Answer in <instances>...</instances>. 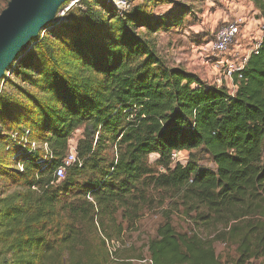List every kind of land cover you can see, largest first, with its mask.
Listing matches in <instances>:
<instances>
[{
  "label": "trees",
  "instance_id": "16d2710c",
  "mask_svg": "<svg viewBox=\"0 0 264 264\" xmlns=\"http://www.w3.org/2000/svg\"><path fill=\"white\" fill-rule=\"evenodd\" d=\"M247 1L264 18V0ZM164 2L171 3L142 0L119 11L111 0H78L17 59L10 77L46 99L29 97L34 110L23 114L25 124L0 125V166L17 178V189L0 198L3 264L6 256L12 264H220L216 242L234 246L231 264H264V41L231 92L158 52L153 35L186 12L147 9ZM0 99L8 121L9 99ZM23 128L47 142L44 167L39 148L28 153L10 141ZM77 130L79 162L58 180L53 170ZM181 150L209 155L215 168L174 160ZM150 192L168 199L169 210L143 254L122 239L152 203ZM172 209L182 210L192 230L174 228Z\"/></svg>",
  "mask_w": 264,
  "mask_h": 264
},
{
  "label": "rangeland",
  "instance_id": "374dc122",
  "mask_svg": "<svg viewBox=\"0 0 264 264\" xmlns=\"http://www.w3.org/2000/svg\"><path fill=\"white\" fill-rule=\"evenodd\" d=\"M73 0H65L62 2L53 16V21L60 17L61 9L71 5L74 7L77 5ZM170 1L154 4L148 3V11L155 15L173 13L176 9L181 7L185 8L186 12L180 16L181 21L168 29H160L153 36H156L157 49L162 53L166 62L169 65H181V67L196 71L201 79L211 82L218 77V73L212 69L209 63L205 62L207 56L202 55L199 48L205 44V42L211 40L214 37L216 30L224 23L233 21L237 18L245 19V22L241 26V34L237 37L236 41L230 48H236L237 44L241 45L239 51L240 55H243L257 37V26L255 20L259 17L257 14L260 12L255 6L247 0H165ZM9 0H0V13L8 5ZM142 2V0H129V7L132 4ZM72 3V4H71ZM113 4V3H112ZM81 6V5H80ZM83 8V6H81ZM77 8V7H76ZM178 10V9H177ZM179 12V11H178ZM262 17V16H261ZM264 19V18H263ZM50 22V24L53 23ZM39 31L38 35L32 40V44L35 43L39 37L47 30ZM143 29L138 30L141 32ZM51 43L58 48L56 50L57 55L62 56L61 48L62 44L56 39L50 40ZM30 47L27 48L30 49ZM26 50V51H27ZM21 56V54L19 55ZM18 56V58H19ZM17 58V59H18ZM17 59L14 60L11 65L5 70L4 75L0 78V89H2L1 96H6L9 99L8 109L11 113L8 121L2 120L0 117V125L3 129H10L9 127L25 124L26 111L31 112L34 110V103L29 97H35L39 102H45L46 95L42 93L37 87L30 85L28 82H22L14 75L10 77L11 69L15 66ZM213 59V57H212ZM10 77L12 83H6L4 86V80ZM230 90H233L230 82L223 81ZM1 100V99H0ZM23 115V117H20ZM11 131V130H9ZM81 130H77L72 138L76 139L80 136ZM37 141V140H36ZM39 142V141H38ZM1 149V148H0ZM173 153V152H172ZM181 163H185L189 158L196 161L201 167H207L214 169L215 165L209 155L196 150L192 153L189 151L181 150L174 152ZM191 156V157H190ZM157 154L149 155V162L156 160ZM4 162L7 158L3 157ZM7 168L0 166V198L12 193L17 189L15 184L16 177L10 176V172L6 171ZM152 194L153 201L145 205L140 213V216L136 219L132 228L127 230L123 235V243L127 246H132L135 250L146 253V243L149 238L154 237L155 230L159 223L164 219L162 212L169 210V200L164 199L161 201L158 194L150 192ZM170 221L174 228L178 232H189L193 228L191 221L182 213L181 209H172L170 213ZM216 253L218 254L220 264H231L232 259L236 256L233 245H224L220 242L214 244ZM7 264H12L9 256H6ZM3 255H0V264H3ZM139 264V263H136Z\"/></svg>",
  "mask_w": 264,
  "mask_h": 264
},
{
  "label": "built area",
  "instance_id": "2783aa9c",
  "mask_svg": "<svg viewBox=\"0 0 264 264\" xmlns=\"http://www.w3.org/2000/svg\"><path fill=\"white\" fill-rule=\"evenodd\" d=\"M78 0H73L71 2L75 3ZM115 8L119 11L126 10V5L129 7V0H111ZM72 4V3H71ZM71 7V5L66 6L61 9L60 17H62L65 12ZM245 22V19L237 18L233 21H229L224 23L221 27H219L214 37L205 42L199 50L202 55H206L207 59L205 62L209 64L213 70H215L219 75L215 78V80L211 81L212 83L222 85L223 81L227 80L230 82L233 89L235 85L233 83V77L236 76L238 79H241V71L244 68L248 56L251 53L256 54L261 43L264 41V19L259 17L255 20V25L257 26V37L254 38L253 43L248 48V50L240 55L239 51L241 49V45L237 44L236 48H230L231 45L236 41L237 37L241 34V26ZM213 57V59H212ZM228 85V84H227ZM229 86V85H228ZM29 130L23 128L22 130L12 131L10 133V141L13 143H17L22 146V148H26L27 152L30 153L32 150L39 148L42 151L41 157L38 158L37 163L41 166H45V162L49 157L48 153V145L45 141H36L28 138ZM3 144L0 142V148ZM9 145L5 146L4 149H8ZM176 152V151H174ZM172 153V158L176 160V154ZM15 156L12 157L14 159ZM79 162L76 152V139L70 138L68 141V149L65 157L62 159L61 163L55 167L53 170V174L55 177L60 180L65 175V170L67 167L71 166L73 163ZM13 167L17 168L19 171H23L24 164L20 160L14 159ZM89 199L90 196H87Z\"/></svg>",
  "mask_w": 264,
  "mask_h": 264
},
{
  "label": "water",
  "instance_id": "95a60500",
  "mask_svg": "<svg viewBox=\"0 0 264 264\" xmlns=\"http://www.w3.org/2000/svg\"><path fill=\"white\" fill-rule=\"evenodd\" d=\"M65 0H9L0 13V78L11 63L32 46L39 31L53 21Z\"/></svg>",
  "mask_w": 264,
  "mask_h": 264
},
{
  "label": "crops",
  "instance_id": "0c3cea01",
  "mask_svg": "<svg viewBox=\"0 0 264 264\" xmlns=\"http://www.w3.org/2000/svg\"><path fill=\"white\" fill-rule=\"evenodd\" d=\"M248 50V49H247ZM247 50H245V51H247ZM158 52L160 53V54H162L159 50H158ZM171 66H179V65H171ZM181 66V65H180ZM187 69V68H186ZM187 70H189V71H191V72H194V73H196V74H198L196 71H194V70H190V69H187ZM199 75V74H198ZM200 76V75H199ZM201 77V76H200ZM235 90V88L233 89V90H230L231 92H233ZM77 139V138H76Z\"/></svg>",
  "mask_w": 264,
  "mask_h": 264
}]
</instances>
